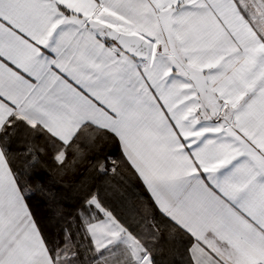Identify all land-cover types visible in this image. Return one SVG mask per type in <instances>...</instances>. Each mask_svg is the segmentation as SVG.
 Masks as SVG:
<instances>
[{
  "label": "snow or ice",
  "instance_id": "snow-or-ice-1",
  "mask_svg": "<svg viewBox=\"0 0 264 264\" xmlns=\"http://www.w3.org/2000/svg\"><path fill=\"white\" fill-rule=\"evenodd\" d=\"M0 264H264V0H0Z\"/></svg>",
  "mask_w": 264,
  "mask_h": 264
},
{
  "label": "trees",
  "instance_id": "trees-1",
  "mask_svg": "<svg viewBox=\"0 0 264 264\" xmlns=\"http://www.w3.org/2000/svg\"><path fill=\"white\" fill-rule=\"evenodd\" d=\"M85 167L86 165H82L77 172L69 171L64 175L50 170L51 179L48 188L51 191L34 190V199L32 200L34 210L37 212L42 226L53 236H56L59 232L57 224L62 223L61 217L56 215L57 211L62 212L65 216L75 215L74 209L77 207L80 197V182ZM87 175L91 176L92 174L88 173Z\"/></svg>",
  "mask_w": 264,
  "mask_h": 264
}]
</instances>
